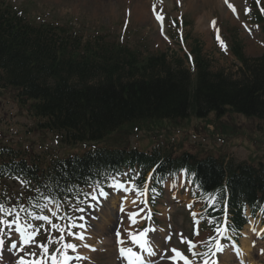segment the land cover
I'll return each instance as SVG.
<instances>
[{"label": "trees", "instance_id": "obj_1", "mask_svg": "<svg viewBox=\"0 0 264 264\" xmlns=\"http://www.w3.org/2000/svg\"><path fill=\"white\" fill-rule=\"evenodd\" d=\"M255 19L262 20L258 14ZM4 21L0 18V67L4 72L0 87L12 90L18 106L28 110L45 131L73 127L83 132L89 127L93 135L153 118L183 120L192 114L206 119L213 114L220 120L228 112L264 124V55L250 61L236 43L230 48L244 66L241 77L212 73L208 63L198 59L191 78L186 69L179 65L171 68L162 56L139 64L137 54H119L117 51L125 49L121 46L97 40L82 43L79 37L65 35L62 27H11L12 22L4 25ZM3 25L5 29H1ZM10 149L14 158L8 153L6 160H0V185L5 174H22L37 185L51 183L48 192L56 194L69 189L71 182L85 180L96 164L119 166L138 161L149 169L158 160L155 153L103 151L98 161L58 163L45 173L28 151ZM181 166L207 192L218 188L225 175L220 162L211 157L199 160L188 153L179 159L166 156L158 171L166 174ZM227 183L234 200L264 198V170L248 166L230 169Z\"/></svg>", "mask_w": 264, "mask_h": 264}, {"label": "rangeland", "instance_id": "obj_2", "mask_svg": "<svg viewBox=\"0 0 264 264\" xmlns=\"http://www.w3.org/2000/svg\"><path fill=\"white\" fill-rule=\"evenodd\" d=\"M6 1L12 2V0ZM24 1L26 0H16V5H19ZM28 1H30L31 12L36 13L37 15L51 9L56 14L55 18L71 19L75 28H77L85 37H90L96 29L100 28L107 36H110L111 38L117 36L118 41H123L128 45H136L138 48L148 46L150 47V51L152 48L150 54L163 53L166 55V62L171 65V68L173 69L175 68V63L179 61L183 68L188 69L193 73L191 64L188 63L185 56L190 52L194 59L199 55L202 59L206 60L212 73L222 72L233 79L241 77L242 75L239 69L242 67V64L237 62L231 55L225 46V39H233L239 43L242 46L245 57L249 60L259 58L264 54V33L258 25L253 23L252 12H250V8L245 4V2L247 3L250 0H239L237 6V16L239 17V21L236 18V14L235 16L233 15V17L232 15L229 16V14L223 16V12L219 6L220 2L219 4L210 3L209 5L202 6V8L199 6L197 11L194 12L183 11L189 0H182V2L181 0H166V2L172 1L174 6H172L173 8L171 7L170 9H165L166 11H163L166 20L169 19L166 29L168 33L167 35L171 37V42L168 43H165L164 40H156L159 36L157 35L156 27H154L155 22H153V26L152 21L148 20L150 17H153L151 9L148 8L147 11L142 5V3L149 0ZM179 1L182 6L180 12H183V21L186 22V25L185 22L182 24V27H184V40L182 45H179L176 37H173L174 28L170 26L175 24L172 19L177 17V14L174 11L178 9L177 3H179ZM259 3L264 6V0H260ZM201 4L202 3L199 5ZM136 7H140L139 10H136L137 18L148 21L141 23L139 20L135 19L134 10ZM252 11H254V9ZM196 12L205 13V15L210 16L211 19H216L217 22L215 21V23L219 29V34H211V32H214V30L217 29L216 26V29H212L211 31L198 30L196 27ZM63 21L64 20H61V22ZM127 22H129V25L123 36L121 23ZM121 32L123 39L119 38ZM217 36H219V40L217 39ZM221 41L223 42V46ZM195 50H197V52H195ZM197 120L199 119L196 118L195 120H190L189 127L186 126L185 122L179 125L178 122L173 120H144L140 124V129L142 130L129 136V140H131L130 144L132 147H137L139 150H143L147 147L154 134V139L158 141L157 144L148 147L149 151L153 147H159V149H162L164 152L171 151L173 150V141L175 140V155H179L184 151L194 152L197 148H201L203 151H213L215 149L217 150V147L220 146L222 153L225 155V161L232 160L235 163L249 161V163L252 164H254L255 161H261L264 164V124H261V121L257 118H249L242 114L228 112L222 120V123H226L230 128H233L237 136L233 137L230 142H225L224 146L220 145L219 140H216L208 129L203 128V122H197ZM259 124H261V130ZM173 125H176V128L182 129L184 131L183 134L182 132L177 133V131L173 133ZM160 127H167V129L158 132ZM32 129L33 121L30 116L24 111L21 112L19 107L14 105L11 100L4 96H0V130L3 131L2 134H5L6 138H15L16 136L23 134L24 131H27V137L37 142L39 140L38 132L33 131ZM48 135L49 138L46 140V143L52 147V154L60 155L61 150L60 148H56L55 137L50 133ZM227 137L229 140L231 139L230 136L227 135ZM164 141L166 143H164ZM22 144L28 146L29 149L34 150L35 145L33 146L26 143ZM40 152L43 151L37 149L35 153ZM137 197L138 195L135 196V198ZM116 198L114 196L106 197L108 200ZM106 206L105 203V208ZM114 206L117 207L116 204ZM113 211L114 210L111 211L112 215L116 217V213ZM178 213L183 217V222L178 225L179 227L186 229L188 226L186 214L180 211H178ZM178 220L179 218L175 219L176 223ZM99 223L100 222L96 221V218H94L92 223H90V227L95 228ZM112 223H110V226ZM106 225L107 223L104 225L103 232H105V234L103 235L106 236L108 234L109 239L101 244V251L93 254L94 259L92 260H96V264H119L117 259L116 262L113 260L116 257L112 236L114 233L112 231L114 230H111V228ZM106 227L107 230L105 229ZM5 229L8 232L5 233V236H8L9 234L8 238L14 240V237L11 236L14 235L13 232L15 225H12L11 230L5 225ZM89 235H92L93 238H86L85 240L94 241L99 237L98 232V236H96L90 229ZM105 238L106 237H104V240ZM247 242L249 250L246 252L250 253L249 241ZM228 259L229 258H225L224 261H228ZM75 261L76 260L74 259L71 264ZM230 261L225 264H229Z\"/></svg>", "mask_w": 264, "mask_h": 264}, {"label": "snow or ice", "instance_id": "obj_3", "mask_svg": "<svg viewBox=\"0 0 264 264\" xmlns=\"http://www.w3.org/2000/svg\"><path fill=\"white\" fill-rule=\"evenodd\" d=\"M225 3L228 5V7L230 9H232L233 12L236 11V9L233 7L232 4L228 3V0H225ZM257 3H259V0H257ZM261 12H264V8H261ZM157 19H162V17H157ZM213 24H215V22H213ZM217 39L219 40V36H217ZM221 44L223 46V42L221 41ZM180 171L184 172L185 174H187V169H181ZM173 175V173H169V176ZM134 179V178H133ZM151 179V177H150ZM131 182V181H130ZM21 183L25 186H27L29 188V191H34L35 195L33 197H29V201L32 202V206L33 207H38L42 212L44 211H51L50 209H48V204L49 203H55L56 207L59 208L60 207V203L58 200H56L51 193L48 192V189H50L52 187L51 183H44L42 186L41 185H35L33 186L31 184L30 181L27 180H21ZM57 189L59 188V184H57ZM110 187H115L117 189H121L124 188V184L116 181L115 178H113V183L110 185ZM41 188H43V191L41 190ZM133 188L136 189L137 195H144L145 192L147 190H145V192H141L139 186L133 184ZM125 191H129L130 189L124 188ZM67 191H71V189H67ZM153 192H155V189H152ZM222 191V190H221ZM101 196H106L107 194L101 190L100 192ZM93 199H95V197H93ZM43 200L44 203H36V201H40ZM211 200L213 203H221L223 204V201L220 200L218 201L216 199L215 196L211 197ZM145 201H141V203H144ZM226 204L223 205V207L221 208V212L223 213L222 216V223H221V219H217L216 224H215V231L218 234H221L224 236L225 239H227V231H228V226H229V221H228V214L226 211ZM17 208H19V211H17ZM27 211L23 205H16V204H12L11 201H9L7 204L5 203L4 200L0 199V226L6 225L9 230H11L12 225L14 224L15 227V231L20 233V237L23 240V243L25 245H29L34 243V236H35V232L28 234L26 232V228H31L32 225L31 224H27L24 227H21V225L18 223V221L20 220V212H25ZM80 211H83V209H80ZM121 211H123V208H121ZM262 212H264V209H262ZM14 214V218L9 222L8 220L3 219L4 215L7 216H13ZM53 217L57 216V213L52 212L51 213ZM195 215V214H193ZM28 216L31 217L32 219H34L35 221H49V223H51V221L49 220V215L45 214V215H33L31 212H28ZM82 219V217H81ZM130 219L131 222L133 224L136 223V220L134 218H132V214H130ZM198 223V221H197ZM208 223H212L211 220L208 221ZM70 227L74 228L77 227V225L75 224H71ZM80 228H83L84 225L81 224L79 225ZM51 228L54 230H58L61 235L59 237L60 241L64 240V231L65 229L63 227H61L60 225L56 224V223H51ZM223 228V232L221 231V229ZM233 231H235V228H232ZM149 229H145L144 232L141 233V236H145L148 233ZM3 232V228L0 227V234H2ZM69 236L74 235L72 232H68ZM120 233L117 232V236H119ZM131 235V234H130ZM197 235H199V233H197ZM51 237H49V242H51ZM77 239H83L82 235L77 236ZM134 240H136V237H133ZM214 239L213 237H209V240ZM138 243H140V247L141 249L146 253V256H141L138 255L137 253L133 252L131 248L128 249H124L121 248L120 249V253L121 256H124L125 254H127L128 259H129V264H154V261L152 259L149 258H153L157 256V252L154 250V246H150L148 244L147 240H144L143 242L141 241H137ZM188 245H189V251H192V249H194L196 247L195 244H193L191 241H188ZM38 247H40L43 250V253H48V248L46 245L41 244L38 245ZM4 248V240L0 239V249ZM17 245L16 244H11L10 246V250L12 249H16ZM63 248L66 249H71L73 251L76 250V245L72 244V243H65L63 244ZM173 251L175 252L176 250L173 249ZM224 251L223 247L219 244V241L216 242V252H222ZM57 252H60V249H57ZM30 256H35L36 253L34 252H28L27 253ZM192 255L193 256H199V255H204L207 256V253H203V254H199L197 252L192 251ZM213 255H215V253H213ZM62 259H57L56 255H52L51 256V264H67V261L71 260L72 257L68 256L65 253H61ZM176 256L180 257L181 259L184 260V264H193V262L191 260H189L186 256H182L179 252H176ZM77 259H79L80 257H76ZM176 257H173L172 259H175ZM18 264H45L43 259H34L33 261H26L25 259H23L22 257L19 259ZM203 264H208V260H204ZM212 264H216L215 261L212 262Z\"/></svg>", "mask_w": 264, "mask_h": 264}, {"label": "bare ground", "instance_id": "obj_4", "mask_svg": "<svg viewBox=\"0 0 264 264\" xmlns=\"http://www.w3.org/2000/svg\"><path fill=\"white\" fill-rule=\"evenodd\" d=\"M220 2V4H219ZM152 3V2H151ZM150 0L147 2L142 3V5L146 8V10L148 11V4L151 5ZM153 3H155L156 7L157 5H160L163 9H170L173 6V2L172 1H167L166 0H155ZM200 3H202L201 5H199ZM210 3H214V4H219L222 12H223V16H226L230 13L235 16L236 11L233 12L232 9H230L228 7V5L225 3V0H189V2L186 4V7L183 9V11H197V9L202 8V6L204 5H209ZM228 3L232 4L233 7L237 10V6L239 4L238 0H228ZM197 14V19H196V27L198 30L201 31H206V30H214L216 29L215 24H213L214 20L211 19L210 16H206L205 13H200V12H196ZM209 24V25H208ZM208 25V26H207ZM155 26H157V24L155 23ZM108 197V196H107ZM106 203V208L104 207V210L99 213V224H98V228H97V232L99 237H104L103 234H105V232H103L104 230V225L107 223L106 226H110V223L113 222V219H116V217H114L112 215V210H114V208L116 209L117 207H115L114 205L116 204V199H105ZM124 208L126 209V207L124 206ZM118 209V208H117ZM109 221V224H108ZM107 230V227L105 228ZM95 231V230H94ZM102 239V238H101ZM104 240V239H102ZM248 241V240H247ZM246 240L242 241L243 244V248L245 251L249 250L248 248V242ZM100 246L99 244L95 245V246H91V247H98ZM107 258V257H106ZM225 258H229L228 261H224ZM91 259H94V256H91ZM231 260L230 256L228 254H226V256H224L222 258V263H226L229 262Z\"/></svg>", "mask_w": 264, "mask_h": 264}]
</instances>
